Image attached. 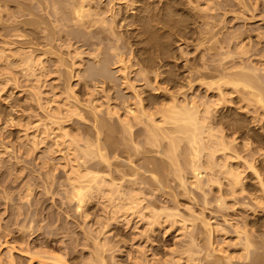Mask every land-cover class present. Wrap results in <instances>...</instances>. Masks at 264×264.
<instances>
[{
	"label": "rangeland",
	"instance_id": "rangeland-1",
	"mask_svg": "<svg viewBox=\"0 0 264 264\" xmlns=\"http://www.w3.org/2000/svg\"><path fill=\"white\" fill-rule=\"evenodd\" d=\"M18 1L27 2V0H12L9 6L1 7L2 9H4L3 13L2 9L0 8V12L2 13V17L0 16L2 20L0 19V22H4L3 20L6 21V24H3L4 26H2V24L0 23V48L6 45V41H13L14 44L12 46L15 48H22L20 49L22 52L37 49V51L34 52V56H41L39 57L40 61L34 62L35 69L33 68V70L36 71H34V75H32V77L30 76L31 78L26 77L28 74L27 71H24L25 66H23L24 64L21 61L23 55L21 56V58L17 56L13 57L12 54H14L15 51L7 50L5 52V59L0 58V139L4 142L3 146L0 147V264L10 263L8 261V258L10 256L8 249H10L11 247H16V250H12L11 248V250L13 251V257L15 258L14 264H39L40 262L37 260V258L32 259V254L36 251L41 250L49 251L51 253L53 252L54 254L60 255L63 261H67L68 264H85V260H87L88 258H90V260L94 258L96 259L97 257L95 256H100L101 253V255H103L104 258L107 259L105 260L107 264H174L178 261L181 264H192L191 260L193 256H195V264H226V261V263L223 262L225 260V255H233L232 264H248L250 262V259H247V261L245 260V252L243 251V253L242 251H236L234 246L227 247L228 252H221L217 249L216 251H214L215 254L213 250L212 253L210 251L211 248H209L207 244V235L205 234V231H200V227L201 229L203 228L202 224H200V218L203 217V215L201 214L203 212L206 219L209 220L211 224L219 223V225L221 226L223 225L221 224V221H223L224 215H226V218L228 216V218L232 219L233 221L237 219H240L242 221L244 219H247L248 221H252L253 223H255L256 226L254 224V226H252L254 227V229H258L255 230L253 234L254 239L258 242L257 245H261L260 243H264V210L260 208H256L254 210V208L252 209V206L249 205H252L253 203V201L249 198L252 196V194L263 195V192L260 191L261 185H259V182L255 178V174L251 171V169L248 168V166H246V164L248 163H255L260 172L263 173L262 176L264 177V108L261 109L262 107L260 105H257L254 102L252 103L248 99L247 101H244V94L242 93L241 94L243 96L239 93H234V96H232L231 99L223 102L222 104L218 103V97H216L217 95H215L216 93L218 94V91L215 92L217 89L207 92L206 88H202L201 86L199 87L196 85L197 89L194 90V87L189 88L188 85H186L187 82L184 78L185 76H187V67L189 69L190 64L191 66H201L200 68L198 67L200 70H204V66H206V71H213L212 75L204 81H209L216 88L218 87V82L220 81L219 77H222L221 70H223V68L227 69L228 67H230L228 69H231L230 71H232L236 69L234 67H239L238 70L243 68V70H246V72L248 71L247 73L255 68L256 70L259 69V72L257 71L259 73L258 75H264V73H262L264 71V0H140V2L134 4L131 7H128L124 4H115L116 8L121 9V15L126 16V26L120 27L116 22L112 23L109 20L106 21V24H103L105 26V29L104 27H101L100 31L98 28H100L99 26L101 25L97 24V26L95 27H97L98 30L93 28L85 32L77 31V27H72V25H65V20L60 18L62 15V9L65 6L62 0H59L60 3L57 4L56 7L59 12H57V17H59V21L58 19H56L57 22L55 21V18H53L54 16L49 14V16L51 17H48L47 14L49 12L47 11L48 13H46L43 7H40V5L42 6V4H38L37 2H35V4H37L39 7L34 6L32 8V12L34 13V15L33 13H30L31 15L28 14L29 11L27 12V14L25 12H22L23 14H20L21 12L17 13L16 10H18ZM93 1L95 3L100 2L103 6H106V3L108 2V0ZM48 3L50 2L48 1ZM149 6L152 10H155L156 15L150 14L151 10L148 8ZM36 7H38L39 9H37ZM164 7H166L167 10L170 11H168L170 13V17L168 12L166 11V8L165 10L163 9ZM40 8L44 10L43 13H39L41 11ZM148 10H150V13L148 12ZM162 10L166 11L167 13L163 12ZM142 11H146V13ZM161 11L162 13L160 14ZM9 13H16L13 16H18L15 17V19L11 16L12 20L14 19L13 21L20 22V20H29L31 18V20L35 21L37 25L35 24L33 28V25H26L25 27V24H23L24 26L22 24L21 26H19V23L16 22L18 24L16 25L13 22L16 28H12L16 31L20 30V32L22 33L19 32V34H23L24 36L23 39L21 38L17 40V37H15V39L14 37H11L12 34H10L13 30L10 27L13 26V24H8L10 21H12L10 15L8 16ZM163 13H166V15L168 16ZM41 14L42 16H40ZM59 14L61 15L59 16ZM142 15H146V19L145 17L141 19L143 17ZM149 15L152 16L150 17ZM45 16L47 20L45 19ZM154 16H156L155 19ZM8 18H10V20H7ZM148 19L152 20L148 21ZM137 20L140 23L141 20L142 22L144 21L145 26L146 21H148L147 23L149 24V26L147 25L143 28L144 24L142 25L140 23H136ZM45 21L47 22V24ZM178 21H182V24L177 23V25L176 22ZM51 24H53L54 27ZM56 24H58V26ZM63 25H65L66 28ZM36 26H40V29ZM7 27L11 30L7 29ZM59 27L61 28V30ZM50 28L51 33L54 32V35L50 34ZM72 28H74L75 30ZM5 29H7V32ZM55 30L57 32H55ZM94 30L100 32L98 34H94ZM58 31H61V33H59ZM65 31L66 33L70 32L69 35H73H70L71 41L70 39H67L69 38L68 35L67 37H65ZM110 31H113V33H111ZM8 32H10L9 35H7ZM58 33L60 34L61 38L59 37ZM114 33L116 34L114 35ZM48 35H56L55 37L58 38L57 41L54 42L55 48L49 45ZM117 35L120 36V39L116 37ZM97 37L98 39L100 37L109 39V41L107 39L105 40L104 47L101 46L102 48H104V51H102L103 53L102 55H100V59L95 58V56L93 57V55L95 54H92L88 49V46H86V42L97 40ZM114 37L118 38L119 41L117 42V39L115 38V40ZM111 39L113 43L111 42ZM41 43L44 44L42 45ZM57 44L58 46H60L58 47ZM62 44L65 45L63 46ZM67 44H69L70 47H68ZM112 44L114 45V47H117V51H115V48L113 49L110 47L112 46ZM116 44L119 46V49ZM56 47L58 48V50ZM38 48L40 50H38ZM44 48H46V52ZM51 48L54 49H52L53 52L56 51L55 55L53 52H51L52 54L47 53V51L49 50L52 51ZM77 51H84V53H81V55L79 54V56L77 54ZM113 51L117 52L116 54H118V51H122L125 54L123 57L129 60H126L127 65L133 66H131L132 68H130L129 66V69H127V72H129V77L132 78V83L136 86V90L140 93L144 92L141 96L145 98L144 102L146 104L149 103L148 101L151 102L149 103V105H152L155 102L157 103V105L156 103L152 105L153 107L151 106V109L154 108L155 110L156 106H158V108L160 106L163 107L166 105V103L169 105V103H171L170 93L180 92L179 89H183L180 87H183L184 85H186L185 87L187 88L183 89V91H187V94H185L184 92V95H181L183 93V91H181L182 93L179 95L180 102L183 103L182 100L186 96L190 99V101H192L191 97H196L199 102H208L207 104L211 107L210 109L212 111V126L217 132L218 130H223L226 135H228L229 139L237 138V144L234 140H232L234 141L232 149L233 151H239H236L237 154L244 157V159H241L243 161H240L238 159L236 162L240 167L238 169L240 170L239 173L242 172L240 177L243 179V186L246 189L245 193H243V196L242 194H240V198L238 196V205L237 203L235 204V201L233 203V200L230 198L231 196L225 197L226 199H228L227 201L229 202H227V205L231 209H221L222 207L218 205L221 202V197L219 193H216V190H218L217 187L219 186V183H226L227 180L224 178V176L219 177V181L220 179L222 180L219 183L216 182L217 185L214 183L213 186L208 185L203 178L204 180L200 184L201 188H198L196 187V185H193V172L191 171L192 169L190 168V166L183 160L184 158L180 156L179 162L181 161V167H177V169L175 168L176 166L174 164V161L171 162L172 160L168 158L166 153L169 150L167 148L168 141L166 142L165 139L162 140L163 138L161 139L160 137L162 141H159L160 139L158 138L159 140L157 139V142L152 143V141H148L147 138L146 140L149 143H152V145L147 144V141L144 140L146 137L144 135V133L146 134V130L144 131L143 129L145 128V125H148L151 121L147 122L148 124H133L135 126L134 129H131L133 134L131 133V131H129L131 135L130 133H127L128 131L126 127H124L120 122L121 114L123 117L125 114V109H123L124 106L122 107V105H124V102L126 100H128V104L131 102L130 105H132V103L135 105L136 102H139V99L137 96H134L136 93L135 90L122 89L123 87L121 86V84L123 81V77L122 74L118 72V65L113 62ZM43 52H45L47 55L45 53V55H43ZM58 53L62 54V60L59 58L60 56H58ZM123 53L119 54L123 55ZM228 54H230V56ZM58 58L61 62L58 61ZM104 59H106L107 61L106 65L108 67L106 66V69H109V73L114 75L112 77V81H114V83L118 82V88L121 87L120 89H118V91L121 90L120 92L116 90L119 94L116 93L115 90H113L115 93L111 91L112 96L110 95L109 97H107V99L106 97H104L107 96L105 92L100 93V88H94L95 86L100 87V84L96 82V80L98 81V79L100 78V76H98L97 74V63L99 62V60L103 61ZM14 62H17V64H15ZM202 65L204 68L202 67ZM141 69L143 71L146 69H148V71L159 69V71L162 70L166 74H172L173 76L177 75V77L180 78H174V80L177 79V81L172 82V84L169 86L166 83H160V86L166 87L167 85V88L170 89H166V91L161 90V92H156L155 89L150 87H153V85L157 84L153 83V85H146L143 88V82L142 80H140L142 76H140V78H138L139 76L135 77L137 76L135 75V73L137 74L138 72L139 74ZM66 70H72L71 74H73L74 76H72L71 78L70 72ZM252 72L250 74H252ZM12 76H16L15 81L12 80ZM178 79L181 81H179ZM190 80L192 81L191 84L193 85L198 84V82L200 81L196 73L192 75ZM176 82L177 84H183V86H179V84L177 86L175 84ZM86 84L88 88L85 86ZM220 84L222 85L223 83ZM69 85L74 88V95H77L78 100L80 98L81 102H84L81 99H86V101L84 102L86 103L87 100L91 98L94 99L95 103L97 104H105L102 105L103 108H100V115L102 117H105L106 119H108L107 116H109V119L107 121L113 131L111 133V139L113 141L112 143L116 142V144H114L113 146L111 145L112 143H107V152L104 150V153L107 154L110 159L111 166L101 161L99 154V158L98 155L92 156L86 154L83 149L84 145L82 144L85 143L84 139H82V142L76 144L77 146L79 144L83 149L82 151L79 150L82 152L81 155H79L80 152L78 153V151L76 150L78 148H72V150L74 149L77 151V154L75 153L76 151H73L76 154V156L74 155V157H77V155L80 156L79 158L77 157L78 161L79 159L81 160V162L86 161V164L88 163L92 165L91 169H93V171L95 170V172L101 173V175L106 174L110 175V177L113 176L112 178L117 177L116 179H114L116 180L114 181L116 187L113 188H117V185L122 183L121 187L117 188L118 191L121 190L120 195L122 194V198L120 197V199H122V202L120 199V202L119 200H116V202H111L109 197L111 196L110 192L112 190L108 193V190L104 188L107 190V193L104 190V193L102 191V193H100L99 190V192L95 190L97 193L93 192L94 195L91 196L92 199L90 198V200L86 202L81 209L77 210V208H75L76 204L74 205V203L69 200L68 195H65L66 192L67 194H69V191L66 188V172L67 169L71 170V166L68 168V164H65V161L63 163L65 164V166H67L65 168L66 172L63 170L64 164L62 165V162L60 161H62L63 159L61 158L63 157L61 155L64 154V151L61 153L60 150L57 149L61 154L56 153L57 151L55 153L51 152V154L50 152L48 153V151L50 150H48L47 141L44 142V139L42 140L41 138L42 134H39L40 131L37 128L36 130L39 132L35 131L34 128L36 126L33 127L38 119H42V117L45 115V112L49 113L51 111L50 106L53 107L55 105L54 107H57L62 105V116L67 114V110L63 106V103L68 101H71V103L74 102L72 97L73 94L71 96L72 99L69 96L71 92L69 90ZM173 85H175L176 87H174ZM37 89L38 91H42V101L47 102L50 100V102L53 103L45 105L46 102H43L44 108L46 109H42V111L38 106V103H36L37 101L35 99V93L33 95V92L37 91ZM95 89H100V91H95ZM104 93L106 95H104ZM122 96L124 97V99H127L122 101ZM66 97L69 98L66 99ZM109 98L111 99L110 101L108 100ZM189 99L186 98V101H184L188 103L187 101H189ZM105 100L107 101L104 102ZM190 101L189 103L192 104V102ZM58 103L61 104L58 105ZM204 105L205 104L201 105V107H203ZM115 106H117V109ZM107 107H110V109H114L116 111L113 112L115 115L113 113L111 114L112 116L107 115V111L109 109ZM105 108L107 110L106 112L104 111ZM87 110L88 109L85 110L83 107L81 116H70V119L68 118L69 114L66 115L69 119L65 122V124L67 123L66 129L71 132H69L71 134V137L74 134L72 138L73 140H75L74 138H78L80 136L81 138L86 137V139L88 137L91 141L95 140V133L97 132H95L94 134L93 132L96 131L97 128H95L96 126L94 125L95 122L93 121L92 115L90 114L89 116V112L87 114ZM157 116L158 115H156L155 118ZM159 116L156 119L159 120ZM10 117L13 118L12 121H8V118ZM81 117L84 118L82 119ZM122 129H125L124 131H126V134H123ZM23 132H27L26 134H29V139L25 138L26 136ZM31 134H35V141L32 137L33 135L31 136ZM148 134L149 133L147 132V137ZM23 135L25 137H23ZM102 135L104 137L105 133H102ZM125 135H130V139L133 137L131 141H133L134 145L131 144L132 142L130 141V139L125 137ZM51 137L53 141L54 135H52ZM69 138L70 136L68 137V139ZM37 140L40 142L37 143ZM49 141H51V139H49ZM242 142H244V145H242ZM154 144L155 146L153 147ZM182 144L183 146H181L180 151L184 152V150H186V152H188V148L186 146L187 140L184 139ZM50 145L51 143H49V149L51 148ZM136 145H139V148ZM184 145L186 146V149L184 148ZM134 146H136L135 149ZM61 147L62 146H60V148ZM69 151L71 150H68V153ZM73 152L69 153V155ZM128 152H130L131 154ZM84 153L85 156L82 155ZM94 155H96V153ZM83 158L84 160L82 161ZM225 159V156H223L222 159L219 158V161L222 162H219L220 164H218V166L221 165L220 168L225 163ZM48 161H50L49 164H51V162L53 163L51 165H48ZM148 161L152 163H149ZM245 161L251 162L245 163ZM42 162H47V164L45 163L44 165ZM59 164L62 166H60ZM88 164L85 165L84 163L83 167H90V165L88 166ZM46 165H48V167ZM52 165H54V168H57L53 169ZM106 165L108 166L106 167ZM155 165L157 170L155 169ZM218 166L217 168L220 169ZM178 168L180 172L184 171V175L180 172L179 175ZM48 169L51 171H49ZM153 169L155 171H153ZM135 170L137 171V173L135 172ZM52 171L55 172L53 173ZM174 171H176L178 174ZM48 173L51 177L52 175H54L51 178H54L55 184L51 182L53 188L49 186L51 185V183L47 182L50 178L48 180L47 178H45V176H49ZM123 174H125L126 177ZM120 175L123 176L124 180ZM184 176H186V178ZM134 177L139 183H136V181L134 182ZM180 177H183L186 180V185L184 186L182 184L184 187H182L181 185L180 179L182 178ZM112 178H110V180ZM128 179H130V181L127 183ZM117 182L118 184H116ZM54 185L55 187L57 186V189L54 187ZM58 185L63 186L61 187V191L59 190L60 188L58 187L60 186ZM131 185L135 186L132 187ZM46 187L51 188V191L49 189H46ZM62 188H64L65 190H63ZM123 195L127 198L123 197ZM205 197L207 198L204 199ZM114 198L112 199V201H115ZM116 198H118V196H116ZM217 200H219L220 202H218ZM126 201H128V203ZM205 202H207V205L204 204ZM124 203H127L126 205H129L125 206L123 205ZM218 207L220 210L218 209ZM151 210H155L161 214V219L158 221V223H156L157 221L154 222L155 224L152 223L153 214L151 213ZM177 211L181 214L180 219H182L183 217L186 219L184 223L186 224L185 228L183 227V223L174 222L170 219V217L167 218L168 213ZM191 211H194V214L200 216V218L198 219L199 221L196 218L194 219H196L197 222L196 220L193 221V217H189ZM188 218L189 220L192 218V222H190ZM223 226L228 228V236L225 234L228 237L226 241L228 243H231L233 241L231 239L232 237H234L233 235H235V233L233 232V228L228 225ZM16 236H21L22 239L19 242H14ZM226 236L223 235L221 237L220 235L217 239V242L215 243V246L219 242L220 245H218V248H220V246L222 245L224 246V243L221 241L222 238H225ZM192 240H194V242L196 243L195 247H193L195 243L192 244ZM191 244L193 248L191 247ZM98 245L101 248H99ZM20 246L24 247V249H21ZM197 247L201 251L203 250V253L201 251V253L199 252L200 254L196 252L197 250L195 248ZM27 248H30L31 250H29L31 252L24 251L28 250ZM190 248L191 250L189 251ZM101 249H103L104 251H101ZM260 249V255H262L261 257H264V247ZM29 253H31V255ZM191 254L193 255L191 256ZM252 254L253 253H251L249 256L253 257L254 254ZM92 256L93 258H91ZM188 258H191V260L188 261ZM209 260H211L212 262H208ZM261 262L262 263L260 264H264V258H262Z\"/></svg>",
	"mask_w": 264,
	"mask_h": 264
},
{
	"label": "bare ground",
	"instance_id": "bare-ground-1",
	"mask_svg": "<svg viewBox=\"0 0 264 264\" xmlns=\"http://www.w3.org/2000/svg\"><path fill=\"white\" fill-rule=\"evenodd\" d=\"M11 1L12 0H0V8L2 7V6H4V7H7V6H9V4L11 3ZM17 1V0H16ZM48 1L50 2V3H48ZM63 2H64V4H65V6L63 7V9H62V15L61 14H59V16L61 15V17L60 18H62V19H64L65 20V25L66 26H69V25H72V27H77L76 29H77V31H87V30H89V29H93V28H95V29H97V27H95V26H97V24L99 25H101V26H99L100 28H98L99 30L101 29V27H104V29H105V26L103 25V24H106V21H111L112 23L114 22H116L117 24H118V26H120V27H124V26H126L127 25V23H125L126 22V16H124V15H121V9L120 8H116L115 6L117 5V4H124V5H126V6H133L134 4H137L138 2H140V0H108V2L106 3V6H103V5H101V3L100 2H94L93 0H62ZM104 1V0H103ZM19 2V1H18ZM17 2V7H18V10H16L17 11V13L18 12H21L20 14H23L24 12L27 14V12H28V14H30V13H33L32 12V8L34 7V6H38L37 4H35V2H37L38 4H42V6L40 5V7L42 8L43 7V9L46 11V13H48L47 15H48V17H51V16H49V14L50 15H52V16H54L53 18H55V21H56V19H58L59 17H57V15H58V10H57V4H59L60 2H59V0H27V2L25 1V2H19L18 3ZM116 4V5H115ZM121 6V5H120ZM39 7V6H38ZM38 7H36L37 9H39ZM40 8V12L39 13H43V11L44 10H42ZM49 8H50V10H49ZM150 10H148V12L150 13V14H155L156 15V12H155V10H152L151 9V7L149 6L148 7ZM159 8V7H158ZM160 8H162V7H160ZM165 8L166 7H164L163 9L165 10ZM169 8V7H168ZM2 9V8H1ZM1 9H0V11H1ZM16 9V8H15ZM35 9V8H34ZM36 9V10H37ZM145 9H147V8H145ZM4 9H2V13L4 12L3 11ZM161 10V9H160ZM164 10H162L163 12H168L169 10H167V8H166V11H164ZM9 11V10H8ZM48 11V12H47ZM162 11L160 12V14L162 13ZM10 12V11H9ZM14 12H15V10H14ZM23 12V13H22ZM35 12V11H34ZM58 12V13H57ZM140 12H141V10H140ZM142 12H145L146 13V11H142ZM166 12V13H167ZM170 12V11H169ZM168 12V14H169V17H170V13ZM1 12H0V16H1V14H2ZM46 13H45V15H46ZM166 13H163V14H165L166 15ZM16 13H9L8 14V16L10 15V17L12 16L14 19H15V17H18V16H13V15H15ZM26 14H24V15H26ZM37 14V13H36ZM162 14V15H163ZM18 15V14H17ZM31 15V14H30ZM33 15H34V13H33ZM7 16V15H6ZM40 16H42V14L40 15ZM143 16V15H142ZM146 16V15H145ZM145 16H143L141 19H143ZM150 17L152 16V15H149ZM166 16H168V15H166ZM2 17V16H1ZM0 17V19L2 20V18ZM12 17H11V20H12ZM29 17V16H28ZM155 17L156 16H154V19H155ZM40 18V17H39ZM147 18H148V14H147ZM153 18V17H152ZM6 19V18H5ZM13 19V20H14ZM45 19H46V16H45ZM145 19H146V17H145ZM144 19V20H145ZM153 19V20H154ZM7 20H10V18H8ZM10 21L8 24L10 25V23H12L13 24V26H9L11 29H13L12 27H14V29L16 28L15 27V25H14V23L16 24V25H18L17 23H19V26H21V24L23 25V24H25V27H26V25L28 26V25H33V28H34V25L36 24V22L35 21H33V20H31V18L28 20H23V21H21L20 20V22H23V23H20V22H17V21ZM19 20V19H18ZM47 20V19H46ZM50 20V19H49ZM149 20H152V19H148V21ZM4 22H0L1 24H2V26H4L3 24H6V21L5 20H3ZM39 21H40V19H39ZM44 21V20H43ZM54 21V22H55ZM58 21H59V19H58ZM140 21V20H139ZM148 21H146V26L148 25L149 26V24L147 23ZM183 21V20H182ZM182 21H178V22H176V24L178 23H181L182 24ZM8 22V21H7ZM14 22V23H13ZM17 22V23H16ZM46 22V21H45ZM45 22H43V23H45ZM50 22V21H49ZM57 22V21H56ZM61 22V21H60ZM63 22V21H62ZM163 22V21H162ZM52 23V22H51ZM136 23H140V22H138V20H137V22ZM46 24H47V22H46ZM63 24V23H62ZM140 24H144V21L142 22V20H141V23ZM139 24V25H140ZM176 24H175V26H176ZM177 24V25H178ZM37 25V24H36ZM50 25V24H49ZM52 26H53V24H51ZM57 26H58V24H56ZM65 25H63V26H65ZM141 25V26H142ZM5 26H7V25H5ZM19 26H17V27H19ZM24 26V25H23ZM51 26V27H52ZM57 26H56V28H57ZM66 26H65V28H66ZM111 26H112V24H111ZM145 26V24H144V26H143V28L144 27H146ZM36 27H38L39 29H40V26H36ZM42 27V26H41ZM47 27V26H46ZM54 27V26H53ZM52 27V28H53ZM71 27V26H70ZM178 27V26H177ZM10 28H8L7 27V29H9V30H11ZM19 28H21V27H19ZM18 28V29H19ZM22 28H24V27H22ZM60 28V27H59ZM64 28V27H63ZM68 28V27H67ZM112 28V27H111ZM7 29H5L6 30V32H7ZM12 30L11 31V33L10 32H8V34L7 35H9V33L10 34H12V36L11 37H17V40L18 39H23L24 38V36H23V34H19V32H20V30H18V31H16V30ZM54 29V28H53ZM72 29H74V28H72ZM97 29V30H98ZM115 29V28H114ZM147 29V28H146ZM24 30V29H23ZM22 30V31H23ZM44 30H46V29H44ZM50 31V34L51 35H54L53 33H51V28L49 29ZM60 30H61V28H60ZM66 30V29H65ZM71 30V29H70ZM75 30V29H74ZM97 30H94L95 32H93L94 34H98L100 31H97ZM110 30V29H109ZM14 31H16V32H14ZM68 31V30H67ZM12 32H14V33H12ZM18 32V33H17ZM55 32H57L56 30H55ZM59 32V31H58ZM111 32V31H110ZM20 33H22V32H20ZM59 33H61V31L59 32ZM58 33V34H59ZM69 33L70 32H68V33H66V31H65V37H67V35H68V37L69 38H67L68 40L70 39V41H71V36H73V35H69ZM76 33V32H75ZM92 33V34H93ZM111 33H113V31L111 32ZM46 34V33H45ZM116 33H114V35H115ZM27 36V35H26ZM49 36V35H48ZM47 36V37H48ZM56 36V35H55ZM55 36H49V37H51V38H49L48 37V39H46V40H48V43H49V45H51L52 47H54L55 48V45H54V42L55 41H57V37H55ZM95 36V35H94ZM46 37V38H47ZM59 37H60V34H59ZM116 37H118L119 39H120V36H116ZM116 37H114V39L116 38ZM39 38V37H38ZM38 38H37V40H38ZM43 38H45V37H43ZM61 38V37H60ZM118 38H116L117 39V42L119 41L118 40ZM122 38V37H121ZM16 39V38H15ZM40 39V38H39ZM66 39V38H65ZM95 39H96V37H95ZM108 40L109 41V39L108 38H105V37H100L99 39H98V37H97V40H91V41H89V42H86V46H88V49L91 51V53L92 54H95V55H93V57L95 56V58H99L100 59V55H102V51H104L103 49L104 48H102V47H104L105 45V40ZM115 39V40H116ZM81 40V39H80ZM79 40V41H80ZM42 41H44V40H42ZM88 41V40H87ZM114 41V40H113ZM198 41V40H197ZM111 42H112V39H111ZM200 42H202V41H200ZM203 42H204V40H203ZM40 43V42H39ZM39 43H37V44H39ZM57 43V42H56ZM58 43H59V41H58ZM66 43V42H65ZM81 43V42H80ZM113 43V42H112ZM115 43V42H114ZM240 43H242V42H240ZM5 46H3V47H1L0 48V58L2 59V58H4L5 59V52L7 51V50H9V51H15V53L14 54H12L13 55V57L15 56H17V57H20L21 58V56H22V58H21V61H22V63L24 64L23 66H25L24 67V71H27V74L29 75H27L26 77H32V75H34V71H36V70H33V68L35 69V67H34V62H38V61H40V59H39V57L41 56H38V57H36V56H34V52L35 51H37V49L35 50H28L27 52H22L20 49H22V48H18V47H13L12 45L14 44V42L13 41H6L5 42ZM35 44V43H34ZM42 44V43H41ZM44 44V43H43ZM42 44V45H43ZM103 44V45H102ZM109 44V43H108ZM201 44V43H200ZM54 45V46H53ZM63 45V44H62ZM61 45V46H62ZM65 45V44H64ZM63 45V46H64ZM111 45V44H110ZM109 45V46H110ZM117 45V44H116ZM229 45V44H228ZM238 45V44H237ZM45 46V45H44ZM48 46V45H47ZM57 46H58V44H57ZM60 46V45H59ZM58 46V47H59ZM67 46L68 47H70V45L69 44H67ZM73 46V45H72ZM71 46V47H72ZM100 46V47H99ZM102 46V47H101ZM113 46V47H112ZM112 46H110L111 48H115V51H117L116 50V46L114 47V45L112 44ZM118 46V45H117ZM236 46V45H235ZM40 47H42V46H40ZM81 47V46H80ZM107 47V46H106ZM50 48V47H49ZM57 48V47H56ZM61 48V47H60ZM111 48H110V51H111ZM241 48V47H240ZM46 48H44V50H45ZM53 48H51V50H52ZM112 49V50H113ZM118 49H119V46H118ZM38 50H40L39 48H38ZM44 50H42V51H44ZM54 50V49H53ZM53 50L52 51H47V53L49 54V53H51V52H53ZM57 50H58V48H57ZM61 50V49H60ZM59 50V51H60ZM76 51V50H75ZM45 52H46V50H45ZM45 52H43L42 54L43 55H45L46 53ZM56 51H54L53 53H54V55L56 54L55 53ZM45 53V54H44ZM81 53H84V51H82V52H78L77 51V54L79 55H81ZM90 53V52H89ZM113 53V57H114V59H113V62L115 63V64H117L116 66H117V69H118V72H120V74H122V77H123V81H122V84H121V86L123 87L122 89H131V90H135V95L134 96H137L138 97V99H139V102L137 103H135V105L132 103V105H130L131 104V102L128 104L127 103V101L128 100H126V99H124V97L123 96H125V95H123L122 96V101H124V100H126L125 102H124V105H122V107H123V109H125V111H124V117L122 116V114H121V119H120V122H121V124L124 126V127H126V129H127V133H130L129 131H131V133H132V130L131 129H134V125L133 124H135V125H138V124H148L147 122H150L148 125H145V128L143 129L145 132H146V134L144 133V135L146 136L145 137V139L144 140H146L147 138H148V141H152V143L154 142H157L159 139H160V137H161V139L162 140H164L165 139V141L167 142L168 141V143H167V148L169 149L166 153H167V156H168V158H170V160H172L171 162H173L174 161V164H175V168L177 169V167H181V165H180V162H179V160H180V156H182L184 159V161L186 162V164H188L189 166H190V168L192 169L191 171L193 172V178H194V181H193V185H196V187H198V188H201V183L203 182V180L208 184V185H212L213 186V184L215 183L216 184V182L217 183H219L222 179H220V181H219V177H223L224 176V178L227 180L226 181V183H219L218 185V187H217V189L218 190H216V193H219V195H220V197H221V202L219 201V200H217L218 202H220L218 205L220 206V207H222L221 209H223V208H228V209H231V208H229L228 207V203L227 202H229V201H227L228 199H226L225 197L226 196H231L230 198L233 200V203H234V201H235V204L237 203V205H238V201H237V198H238V196H239V198H240V194H242V196H243V193H245V187L243 186L244 184H243V179L240 177L241 176V173L242 172H240L239 173V171L240 170H238L240 167H239V165L236 163L237 162V160L239 159L240 161H243V160H241L242 158L244 159V157H242V155L240 156L239 154H237V152H239V151H233V144H234V141H235V143L237 142L236 140H238L237 138L235 139V138H233V139H229V137H228V135H226V133L222 130V131H220V130H218V132L214 129V127L212 126V118H211V107L207 104V103H204V102H199V100H197L196 99V97H191V100L192 101H190V99L186 96L182 101H183V103L182 102H180L179 100V95L182 93L181 91H183V89H185V88H187V87H185L186 85H188V87L189 88H193L194 90L195 89H197V87H196V85L197 86H201L202 88H206V90H207V92L208 91H213V90H215V89H217L215 92H217L218 91V94L216 93L215 95H217L216 97H218L217 99H218V103H223V102H226L227 100H229V99H231V97L232 96H234L233 94L234 93H239V94H244V96H243V99H244V101H247V99L248 100H250V102H254V103H256L257 105H260L261 107V109H263L264 108V75L262 74V75H258L259 73V69H253L252 71L254 72H252V71H249V73H247L246 72V70H243V68L242 67H240V68H242V69H240V70H238V68L237 67H234V68H236V69H234V70H232V71H230L228 68H230V67H228L227 69H225V68H223V70H221V75H222V77H219L220 78V81L218 82V87L216 88V87H214L213 86V84L212 83H210L209 81L208 82H205L204 80H206V79H208V77L209 76H211L212 75V72L211 71H206L207 69H206V66H204L203 67V65H202V67L204 68V70H200L199 68L201 67V66H199L198 65V67H197V65H192L191 66V64L189 65L190 67H189V69H188V67H187V71H188V73H187V76H185V80H186V85H184L183 86V84H179V86L180 85H182L183 87H180V88H183L182 90L181 89H179L180 90V92H172V93H170V99H171V103H169V105L166 103V105L165 106H163V107H159L158 108V106H156L155 107V110H154V108L153 109H151V106L152 105H154V104H152V105H149V103H151L150 101H148L149 103L148 104H146L145 102H144V99L145 98H143L141 95L144 93H140V92H138L137 90H136V86L132 83L133 81H132V78L131 77H129V72H127V69H129V66L127 65V61L126 60H128V59H125L123 56L125 55L122 51L121 52H119L118 51V54H116L117 52H112ZM112 53H110V54H112ZM115 53V54H114ZM119 53H123V55L121 54H119ZM10 54V53H9ZM52 54V53H51ZM76 54V55H77ZM38 55V54H37ZM42 55V56H43ZM47 55V54H46ZM79 55V56H80ZM229 56H230V54H228ZM233 55V54H232ZM9 56V55H8ZM8 56H7V59H8ZM58 56H60L59 58L62 60L63 59V57H61L62 56V54L61 53H58ZM229 56H227V57H229ZM11 57V56H10ZM111 57H112V55H111ZM39 60H38V59ZM58 58V59H59ZM6 59V60H7ZM60 59L58 60L59 62H61L60 61ZM95 60V59H94ZM20 61V62H21ZM96 61V60H95ZM129 61V60H128ZM67 62V61H66ZM66 62H64V63H66ZM97 62H98V60H97ZM103 62V63H102ZM225 62V61H224ZM15 63V62H14ZM22 63H21V65H22ZM96 63V62H95ZM113 63V64H114ZM221 63H223V62H221ZM15 64H17V62L15 63ZM35 64H37V63H35ZM62 64V63H61ZM99 64V65H98ZM107 64V61H106V59H104L103 61L102 60H99V62L97 63V74H98V76H100V78L98 79V81L96 80V82H98L99 84H100V87L98 86H95L94 88H100L101 89V92L100 93H102V92H105L106 94H107V96H104V97H106V99H107V97H109L110 95H111V91H113V90H115V92L116 93H118V92H120L121 90H119L118 91V89H120V88H118L119 86V84H117V83H114V81H112V77L114 76V75H112L111 73H109L110 71H109V69L107 70L106 69V65ZM234 64V63H233ZM64 65V64H63ZM151 65V64H150ZM232 65V64H231ZM20 66V65H19ZM23 66H21V67H23ZM36 66V65H35ZM67 66V65H66ZM132 66V65H131ZM130 66V68H132ZM141 66V65H140ZM21 67H19V68H21ZM108 67V66H107ZM142 67V66H141ZM71 68H73V67H71ZM145 68V67H144ZM218 68V67H217ZM216 68V69H217ZM233 68V67H232ZM93 69V68H92ZM91 69V70H92ZM111 69V68H110ZM152 69V68H151ZM212 70V69H211ZM219 70V69H218ZM23 71V72H24ZM66 71H69L70 72V76H71V78H72V76H74L73 74H71V71L72 70H66ZM186 71V72H187ZM216 71V70H215ZM214 71V72H215ZM258 71V72H257ZM92 72V71H91ZM95 72H96V69H95ZM137 72V71H136ZM252 72V74H254V75H252V74H250ZM257 72V73H256ZM93 73H94V71H93ZM92 73V74H93ZM174 73V72H173ZM184 73V72H183ZM197 74L198 75V78H199V82H201V83H199L198 81V84H195V85H193V84H191L192 83V81L190 80V78L192 77V75L193 74ZM262 73H264V71L262 72ZM176 74V73H175ZM215 74V73H214ZM220 74V73H219ZM26 75V74H25ZM88 75V74H87ZM135 75H137V76H135V77H138V78H140V76H142L141 77V79L140 80H142V86H143V88H144V86H146V85H150V84H152L153 85V83L154 84H157V85H153V87H150V88H153V89H155V91L156 92H161V90L163 91V90H165L166 91V89H170V88H167V85L169 86V85H171L172 84V82H174V81H177V79L176 80H174V78H180V77H177V75H172V74H166V73H164L162 70L161 71H159V69H156V70H151V71H148V69H146V70H142L141 69V71L139 72V74H138V72H137V74L135 73ZM185 75V74H184ZM69 76V75H68ZM67 76V77H68ZM69 76V77H70ZM94 76V75H93ZM98 76H97V78H98ZM183 76V75H182ZM218 76H220V75H218ZM217 76V77H218ZM30 77V78H31ZM84 77V76H83ZM15 78H16V76H12V80H14L15 81ZM11 79V78H10ZM137 79V78H136ZM183 79V78H182ZM179 80V79H178ZM179 81H181V80H179ZM86 83V82H85ZM97 83V84H98ZM160 83H166L167 85H166V87H163V86H160ZM193 83H194V81H193ZM220 83H223L222 85L220 84ZM113 84H115V85H113ZM159 84V85H158ZM174 84V83H173ZM177 86H178V84H177V82L175 83ZM86 87H87V84L85 85ZM165 86V85H164ZM174 87H176L175 85H173ZM85 87V88H86ZM214 87V88H213ZM88 88V87H87ZM177 88H179V87H177ZM100 89L98 90V91H100ZM69 90L71 91L70 92V94H69V96H70V98L72 99V97H73V100H74V102H72L71 103V101H68V100H66V99H68L67 97H66V99H64V100H66V101H68V102H64L63 104V106L65 107V109L67 110L66 111V113L67 114H69L68 115V118L70 117V116H81L82 114V109H83V107H84V109L86 110V109H88L87 110V114H88V112H89V116H90V114L92 115V118H93V121L95 122V128H97L96 129V131H94L93 132V134L95 133V132H97V133H95L96 134V137H95V140H93V141H91L88 137H87V139H86V137L85 138H81V136L80 137H76V138H74L75 140H73L72 138H73V135H72V137H71V132L70 131H68V129H66L67 128V126H66V124H65V122L66 121H68L69 119L67 118V114L66 115H64V116H62V114H63V111H62V105L61 106H57V107H51L50 106V108H51V111L49 112V111H47V112H49V113H46L45 112V115L42 117V119H38L36 122H35V124H34V122H33V124H34V126L33 127H35L34 129H35V131H37L36 130V128L40 131V133L39 134H42V140L44 141V142H46L47 141V143H48V150H50V151H48V153L50 152V154H51V152H53V153H55L56 151V153H58V154H61L63 151H64V154L63 155H61V156H63V157H61V158H63L62 159V161H60V162H62V165L64 164L63 162H65V164H68L67 166H68V168L71 166V170H69V169H67V172L65 171V168L67 167V166H65V164L63 165V170L66 172V179H67V184H66V188L68 189V191H69V194H67V192H66V194L65 195H68V198H69V200L70 201H72L73 203H74V205L76 204V207L75 208H77V210H79V209H81L84 205H85V203L86 202H88L89 200H90V198H91V196H93L94 194H93V192L94 193H97V192H99L100 191V193H104V191L107 193V190H108V193L110 192L111 193V196H110V194H109V199L111 200V202H116V200L118 201L119 199H120V197L122 198V194L120 195V191H118L117 190V188H119V187H121V185H122V183L121 184H119V185H117V188H113V187H116V185H115V182L114 181H116V180H114V179H116V178H112V177H110V175H104V174H102L101 175V173H98V172H95V170L93 171V169H91V166L92 165H90V164H88V166L90 165V167H83V164L85 163V165H87L86 164V161H84V162H81V160L79 159V161H78V158L80 157V156H78L77 155V157H74V155L76 156V154H77V151H78V153H79V155H81V151L84 149V152L86 153V154H88V155H92V156H97L98 154L100 155V159H101V161H103L104 163H106V164H108L109 166H111L110 164H111V162H110V159H109V157L107 156V154H105L104 153V150L106 151V149H107V146H106V144L108 143V144H110V143H112L113 141H112V139H111V133L113 132L112 131V129L110 128V126H109V124H108V119H109V116H107L108 117V119H106L105 117H102L101 115H100V108L102 107V105H105V104H103V103H100V104H97V103H95V100L94 99H89V100H87V102L86 103H84L85 101H86V99H81L82 101H84V102H81L80 101V98H79V100H78V98H77V95L75 96L74 94V88H72V86L71 85H69ZM96 89H95V91H97ZM118 92H117V91ZM190 90H192V89H190ZM68 91V90H67ZM66 91V92H67ZM110 91V92H109ZM174 91V90H173ZM178 91V90H177ZM42 91H38V89H37V91H34L33 92V95H34V93H35V99H36V103H38V106L41 108V111H42V109H46V108H44V103L46 102V101H42L43 100V98H42V93H41ZM114 92V91H113ZM112 92V93H113ZM114 92V93H115ZM184 92H185V94H187L186 92L187 91H183V93L181 94V95H184ZM97 93H99V92H97ZM96 93V94H97ZM104 93V95H106ZM109 93V94H108ZM13 94V93H12ZM72 94H73V96H72ZM119 94V93H118ZM101 95V94H100ZM66 96H67V94H66ZM72 96V97H71ZM112 96V95H111ZM90 97V96H89ZM103 97V98H104ZM127 97V96H126ZM112 98V97H111ZM121 98V97H120ZM136 98V97H135ZM150 98V97H149ZM153 98V97H152ZM186 98L187 99H189V101L190 102H192V104L191 103H189V101H187L188 103H186L185 101H186ZM193 98V99H192ZM198 98V97H197ZM70 99V100H71ZM246 99V100H245ZM72 100V101H73ZM75 100H76V102H75ZM109 101L111 100L110 98L108 99ZM185 100V101H184ZM63 101V100H62ZM107 100H105L104 102H106ZM231 101V100H230ZM44 102V103H43ZM152 102H154V101H152ZM185 102V103H184ZM49 103H52V102H50V100L49 101H47L46 103H45V105L46 104H49ZM215 103V102H214ZM53 104V103H52ZM59 104H61V103H58V105ZM107 104V103H106ZM122 104H123V102H122ZM203 104H205L203 107H201V105H203ZM51 105V104H50ZM108 105V104H107ZM149 105V106H148ZM156 105H157V103H156ZM162 105V104H161ZM256 105V106H257ZM109 106H111V105H109ZM119 106V105H118ZM148 106V107H147ZM217 106V105H216ZM46 107V106H45ZM116 107V109H117V106H115ZM114 107V108H115ZM153 107V106H152ZM49 108V107H48ZM53 108V109H52ZM103 108V107H102ZM107 108H109L108 109V111L106 110V108H105V112L107 111V115H110V116H112L111 114L113 113V112H116L114 109H110V107H107ZM111 108H113V107H111ZM244 108V107H243ZM245 108H246V106H245ZM248 108V107H247ZM114 110V111H113ZM152 110H154V111H152ZM118 112V111H117ZM109 113V114H108ZM263 113H264V110H263ZM85 114H86V112H85ZM114 114V113H113ZM119 114V113H118ZM115 115V114H114ZM156 115H160L159 117H160V119L158 120V119H156V118H158V116L155 118V116ZM30 116V115H29ZM85 117V116H84ZM83 117V118H84ZM119 117V116H118ZM117 117V118H118ZM119 117V118H120ZM31 118V117H30ZM78 118H80V117H78ZM82 118V117H81ZM82 118V119H83ZM91 118V119H92ZM113 118V117H112ZM86 119V118H85ZM13 120V118L12 117H10V118H8V121H12ZM7 121V120H6ZM6 121H5V123H6ZM119 121V120H118ZM222 122H224V121H222ZM4 123V124H5ZM111 123V122H110ZM221 123V122H220ZM32 124V125H33ZM5 126V125H4ZM142 126H144V125H142ZM146 126H147V129H146ZM33 129V128H32ZM123 130V134H126V131H124L125 129H122ZM214 130V131H213ZM27 131V130H26ZM34 131V132H35ZM39 131H37V132H39ZM105 131V132H104ZM216 131V132H215ZM220 131V132H219ZM70 132V133H69ZM147 132L149 133L148 134V137H147ZM24 133V132H23ZM27 132H25L24 134H25V136L23 135V137H25V138H28L29 139V134H26ZM29 133V132H28ZM30 133H33V132H30ZM88 133V132H87ZM90 133V132H89ZM102 133H105V136L103 137V135H102ZM131 133H130V135H131ZM133 134V133H132ZM33 135V136H32ZM37 135V134H36ZM52 135H54V138H53V141H52ZM128 135V134H127ZM129 135V136H130ZM31 136L33 137V139H34V141H35V138H34V136H35V134H31ZM70 136V138L72 139H68V137ZM78 136V135H77ZM85 136H87V135H85ZM89 136V135H88ZM102 136V137H101ZM129 136H126L125 135V137H127L128 139H130L129 138ZM233 136V135H232ZM231 136V137H232ZM49 137H51V138H49ZM90 137V136H89ZM132 137V136H131ZM51 139V141H49V139ZM81 138V139H80ZM113 138V137H112ZM133 138V137H132ZM132 138L130 139V141L132 140ZM159 138V139H158ZM30 139H32V138H30ZM67 139H68V141H67ZM82 139H84V141H85V143H82L83 145H84V148L82 149L81 148V146L78 144V146L76 145L77 143H80V142H82ZM140 139V138H139ZM158 139V140H157ZM159 140V141H162V140ZM184 139H186L187 140V148H188V152H186V150H184V152H182V151H180L181 150V146H183V144H182V142L184 141ZM39 140V139H38ZM37 140V143L38 142H40V141H38ZM232 140H234V141H232ZM28 141V140H27ZM76 141V142H75ZM138 141V140H137ZM147 141V140H146ZM147 141V144H151L152 145V143H149ZM33 142V141H32ZM102 142H104V143H102ZM128 142V141H127ZM132 143L131 144H133L134 145V143H133V141H131ZM3 141L0 139V147L1 146H3ZM37 143H36V145H37ZM46 143V144H47ZM49 143H51V148L49 149ZM69 143H70V145H69ZM73 143V144H72ZM75 143V144H74ZM144 143V142H143ZM160 143H163V142H160ZM244 142H242V145H244L243 144ZM72 144V145H71ZM105 144V145H104ZM114 144H116V142H114V143H112L111 145L113 146ZM138 144V143H137ZM158 144V143H157ZM237 144V143H236ZM5 145V144H4ZM82 145V146H83ZM159 145V144H158ZM161 145V144H160ZM166 145V144H165ZM53 146H54V148H53ZM56 146H57V148H56ZM60 146H62L61 148H60ZM128 146V145H127ZM136 146H138V148H139V145H136ZM136 146H134V149L136 148ZM145 146V145H144ZM155 146V144L153 145V147ZM186 146L184 145V148L186 149ZM236 146V145H235ZM6 148H7V146H6ZM53 148V149H52ZM72 148H74V149H76V148H78V149H76V150H72ZM157 148H158V146H157ZM183 148V149H184ZM53 151H52V150ZM57 149H59L60 150V152L61 153H59L58 151L59 150H57ZM166 149V148H165ZM182 149V150H183ZM68 150H71V151H69V153H71V152H73V151H76L75 153L73 152L72 154H70L69 155V153H68ZM79 150H81V151H79ZM139 150V149H138ZM158 150H159V148H158ZM29 151V150H28ZM120 151V150H119ZM136 151V150H135ZM163 151V150H162ZM107 152V151H106ZM132 152V151H131ZM165 152V151H164ZM2 153H3V151H2ZM85 153L84 154H82L83 156H85ZM96 153V155H94ZM128 153H130V152H128ZM136 153V152H135ZM131 154V153H130ZM129 154V155H130ZM134 154V153H133ZM138 154H139V151H138ZM169 154V155H168ZM52 155H54V154H52ZM99 155H98V158H99ZM137 155V154H136ZM56 156V155H55ZM58 156V155H57ZM163 156H164V154H163ZM223 156H225V160H223V161H225V163L222 165V169L220 168V166L221 165H219L218 166V164H220V163H222V162H220L219 161V158H223ZM59 157V158H60ZM130 157V156H129ZM165 157H166V154H165ZM165 157H164V160H165ZM167 159V158H166ZM260 159V158H259ZM51 160V159H50ZM84 160V158L82 159V161ZM233 160H235V161H233ZM43 161H45V160H43ZM47 161V160H46ZM54 161V160H53ZM130 161V160H129ZM169 161V160H168ZM59 162V161H58ZM81 162V163H80ZM149 162V161H148ZM154 162V161H153ZM220 162V163H219ZM239 162V161H238ZM248 162H251V161H248ZM248 162H246L245 161V163H248ZM44 165H45V163L47 164V162H42ZM50 163V161H48V165H51L53 162H51V164H49ZM80 163V164H79ZM83 163V164H82ZM149 163H152V162H149ZM146 164H148V163H146ZM241 164V163H240ZM42 165V164H41ZM48 165H46L47 167H48ZM60 165V164H59ZM62 165H60V166H62ZM84 165V166H85ZM94 165H98V164H94ZM94 165H93V167H94ZM108 165H106V167L108 166ZM170 165V164H169ZM54 165H52V167H53ZM59 166V167H60ZM146 166V165H145ZM151 166V165H150ZM150 166H148V167H150ZM164 166V165H163ZM172 166V165H171ZM217 166L220 168V169H218L217 168ZM246 166H248V168L249 169H251V171L255 174V178L257 179V181L259 182V185H261L260 187H261V189H260V191L261 192H263V195H260V194H256V195H254V194H252V196L251 197H249L252 201H253V203H252V205L251 204H249L250 206H252V209L254 208V210L256 209V208H260V209H263L264 210V177L262 176L263 175V173H261L260 172V170H259V168L255 165V163L253 164L252 162L251 163H248V164H246ZM50 168V167H49ZM57 167H53V169H56ZM110 168V167H109ZM151 168H153V167H151ZM164 168V167H163ZM168 168V167H167ZM173 168V167H172ZM179 168H178V173L180 172L179 171ZM204 168V169H203ZM47 169V168H46ZM52 169V168H51ZM52 169V170H53ZM135 169V168H134ZM148 169V168H147ZM150 169V168H149ZM155 169L157 170V168H156V165H155ZM160 169V168H159ZM174 169V168H173ZM172 169V170H173ZM182 169V168H181ZM261 169V168H260ZM49 170V169H48ZM62 170V171H63ZM151 170V169H150ZM165 170V169H164ZM171 170V169H170ZM169 170V171H170ZM204 170V171H203ZM49 171H51V170H49ZM56 171V170H55ZM55 171H52L53 173L55 172ZM97 171V170H96ZM153 171H155L154 169H153ZM135 172L137 173V171L135 170ZM134 172V173H135ZM174 172H176V171H174ZM184 172V171H183ZM183 172H180V173H183ZM47 173V172H46ZM51 173V172H50ZM104 173V172H103ZM107 173V172H106ZM135 173V174H136ZM161 173H162V171H161ZM160 173V174H161ZM172 173V172H171ZM177 173V172H176ZM177 173V174H178ZM180 173H179V175H180ZM222 173V174H221ZM49 174V173H48ZM52 174V173H51ZM109 174V173H108ZM135 174H134V176H135ZM153 174V173H152ZM155 174V173H154ZM220 174H221V176H220ZM123 175H125V174H123ZM156 175H158V174H156ZM174 175H175V173H174ZM178 175V176H179ZM183 175H184V173H183ZM54 175H52V177H53ZM121 177H122V179H123V176L122 175H120ZM138 176V175H137ZM177 176V177H178ZM51 176H50V174H49V176H45V178H47V180L50 178H52ZM125 177H126V175H125ZM160 177V176H159ZM185 178H186V176H184ZM217 177V178H216ZM110 178H112L111 180H110ZM135 178V177H134ZM155 178H156V176H155ZM180 178H182V179H180L179 181L181 182V185L183 184L184 186L186 185L185 184V179L183 178V177H180ZM204 178V179H203ZM49 179V181H47L48 183L50 182H53L54 183V178L53 179H51L50 180ZM120 179V178H119ZM122 179H121V181H122ZM127 179V178H126ZM131 179V178H130ZM130 179H128V181H127V183L130 181ZM140 179V178H139ZM154 179V178H153ZM162 179V178H161ZM53 180V181H52ZM124 180V179H123ZM132 180V179H131ZM136 181V183H139L137 180H136V178H135V180H134V182ZM156 181V180H155ZM57 182V181H56ZM59 182V181H58ZM141 182V181H140ZM59 183H61V182H59ZM58 183V184H59ZM124 183V182H123ZM130 183H132V182H130ZM55 184V183H54ZM62 184V183H61ZM116 184H118V182L116 183ZM125 184V183H124ZM132 184H134V183H132ZM162 184V183H161ZM180 184V183H179ZM203 184H205V183H203ZM63 185H64V183H63ZM160 185V184H159ZM182 185V187H184ZM207 185V186H208ZM217 185V184H216ZM45 186H46V184H45ZM49 186H51L52 187V183H51V185H49ZM58 186H60V185H58ZM124 186V185H123ZM132 187L133 186H135V185H131ZM136 186H138V185H136ZM54 187H55V185H54ZM57 187V186H56ZM55 187V188H56ZM61 187H63L62 185L60 186V187H58V188H60L59 190L61 191ZM179 187H180V185H179ZM53 188V187H52ZM55 188H54V190H55ZM65 188V187H64ZM64 188H62L63 190H65ZM104 188H106V189H104ZM46 189H49L50 191H51V188H48V187H46ZM57 189V188H56ZM114 189H116V190H114ZM121 189V188H120ZM48 190V191H49ZM53 190V189H52ZM59 190H58V192H59ZM63 190H62V192H63ZM97 192H96V191ZM99 190V191H98ZM104 190V191H103ZM199 190V189H198ZM201 190H203V189H201ZM213 190V189H212ZM102 191V192H101ZM114 191H115V193H114ZM64 192V193H65ZM118 192H119V195H118ZM105 193V194H106ZM116 196H118V198H116ZM241 196V197H242ZM95 197V196H94ZM115 197V198H114ZM123 197H125L124 195H123ZM224 197V198H223ZM67 198V197H66ZM114 198V200L115 201H112V199ZM125 198H127V197H125ZM207 197H205L204 199H206ZM92 199V198H91ZM129 199V198H128ZM121 200V202H122V199H120ZM120 200H119V202H120ZM125 200H127V199H125ZM238 200H240V199H238ZM250 200V201H251ZM68 201V200H67ZM124 201V200H123ZM206 201V200H205ZM251 201V202H252ZM69 202V201H68ZM67 202V203H68ZM118 202V203H119ZM127 203H128V201H126ZM133 202V201H132ZM131 202V203H132ZM117 203V204H118ZM126 203V204H127ZM125 203L123 204V205H125V206H128V205H126ZM205 205H207V202H205L204 203ZM234 204V205H235ZM122 205V204H121ZM122 205V206H123ZM233 205V206H234ZM232 206V205H231ZM251 208V207H250ZM218 209H219V207H218ZM233 209V208H232ZM220 210V209H219ZM225 210H227V209H225ZM262 211V210H261ZM194 211H191V213L189 214L190 216L189 217H193V221L194 220H198L199 218H200V216L199 215H196V214H194L193 213ZM151 213L153 214L152 215V217H153V221H152V223L153 224H155L154 222H156V223H158V221L161 219V214L160 213H158L157 211H155V210H151ZM225 213V212H224ZM202 215H203V217L202 218H200L201 219V221H200V224H202V226H203V228L201 229V227H200V231H202V232H204L205 231V234L207 235V244H208V247L209 248H211V252H212V250H213V252L214 251H216L217 249L219 250V251H221V252H228L227 250H228V248L227 247H230V246H234L235 247V249H236V251H244L243 253L246 255V256H244V257H246V261H247V259H250V262L248 263V264H260V263H262L261 262V260H262V258H264V257H261L262 255H260V248H263L264 247V243H260L261 245H257V241L254 239V236H253V234H254V232H255V230H258V229H254V227H252V226H254L255 225V223H253L252 221H248L247 219H244L243 221L242 220H235V221H233L232 219H229L228 218V216H227V218L225 217L226 215H224V219H223V221H221V224H223V225H228V226H231L232 228H233V232L235 233V235H233L234 237H232V239L231 240H233L231 243H228L226 240H227V236H228V231H227V229L228 228H226L225 226H221V225H219V223L218 224H211V222L209 221V220H207L206 219V217H205V215H204V213L202 212L201 213ZM168 217L167 218H169L170 217V219L172 220V221H174V222H177V223H185V221H186V219L183 217L182 219H180V217H181V214L177 211V212H170V213H168V215H167ZM199 216V217H198ZM151 217V218H152ZM194 218H196V219H194ZM235 219V218H234ZM241 219H242V217H241ZM188 220H189V218H188ZM187 220V221H188ZM197 220H196V222H197ZM190 222H192V218L189 220ZM188 221V222H189ZM199 221V220H198ZM209 221V222H208ZM33 222V221H32ZM202 222V223H201ZM223 222V223H222ZM187 223V222H186ZM199 223V222H198ZM197 223V224H198ZM194 224H195V222H194ZM254 224V225H253ZM25 225V224H24ZM186 224H184V228L186 227L185 226ZM188 225V224H187ZM31 226V225H30ZM199 226H201V225H199ZM227 226V227H228ZM256 226V225H255ZM256 228V227H255ZM258 228V227H257ZM205 229V230H204ZM221 232V233H220ZM227 236H226V235ZM221 235V237L224 235V236H226L225 238L223 237L222 238V241L221 242H223L224 243V246L222 245V246H220V248H218V245H220V242L219 243H217V245L215 246V243L217 242V239H218V237ZM198 237V236H197ZM231 237V236H230ZM201 238V237H200ZM259 238V237H258ZM257 238V239H258ZM22 239V237L21 236H16V238L14 239V242H19L20 240ZM193 239V238H192ZM196 240V239H195ZM201 240V239H200ZM224 240V241H223ZM193 242H192V244L193 243H195L194 242V240H192ZM198 241V240H197ZM8 242V241H7ZM13 242V243H14ZM1 244V243H0ZM7 244V243H6ZM189 244V243H188ZM192 244H191V247H192ZM197 244H199V243H197ZM222 244V243H221ZM195 245H196V243L193 245V247H195ZM7 246V245H6ZM13 246V245H12ZM99 246V245H98ZM187 246V245H186ZM198 246V245H197ZM207 246V245H206ZM263 246V247H262ZM14 247V246H13ZM21 247V246H20ZM26 247H28V246H26ZM192 247V248H193ZM12 248V247H11ZM11 248L10 249H8L9 250V253H10V256H9V258H8V261L10 262L9 264H14L15 263V258L13 257V254H12V250L13 249H15L16 247H14V248H12V250H11ZM24 249V247H21V249ZM99 248H101L100 246H99ZM198 248V247H197ZM195 248L197 251L196 252H200L201 250L198 248ZM238 248V249H237ZM28 250H24V251H29V252H31L30 250V248H27ZM30 249V250H29ZM260 249V250H259ZM11 250V251H10ZM16 250V249H15ZM103 249H101V251H102ZM187 250H188V247H187ZM191 250V248L189 249V251ZM95 251V250H94ZM104 251V250H103ZM203 251V250H202ZM201 251V252H202ZM34 252V251H33ZM192 252V251H191ZM200 252V253H201ZM212 252V253H213ZM241 252V253H242ZM28 253V252H27ZM53 253V252H52ZM51 252H49V251H36V252H34L32 255V259L33 258H37V260L40 262L39 264H68L67 263V261H63V259H62V257L60 256V255H57V254H52ZM195 253V252H194ZM193 253V254H194ZM198 253H196V254H198ZM199 253V254H200ZM203 253V252H202ZM206 253V252H205ZM242 253V254H243ZM251 253H253L254 254V256L253 257H250L249 255L251 254ZM264 253V252H263ZM30 255H31V253H29ZM100 254V253H99ZM102 254V253H101ZM100 254V256H95V257H97L96 259L94 258V259H92V260H90V258H88L87 260H85L86 261V263H89V264H107V262H105V260H107V259H105L104 258V256L103 255H101ZM193 254H191V256L193 255ZM207 254V253H206ZM209 254V253H208ZM214 254H215V252H214ZM225 254H228V253H225ZM224 254V255H225ZM252 254V255H253ZM240 255V254H239ZM238 255V256H239ZM94 256V255H93ZM93 256L91 257V258H93ZM190 256V257H191ZM236 256V255H235ZM195 256H193V258H192V260H191V258L189 259L188 258V261L189 260H191V262H192V264H195V258H194ZM205 257V256H204ZM208 257V256H207ZM211 257V256H210ZM233 255H225V260L223 261V262H225L226 264H232L233 262ZM243 257V256H242ZM240 258V257H239ZM207 259V258H206ZM208 259H210V258H208ZM222 259V258H221ZM242 259V258H241ZM51 261V262H49V261ZM218 260H220V259H218ZM197 261V260H196ZM211 260H209L208 262H210ZM194 262V263H193ZM200 262V261H199ZM212 262V261H211ZM245 262V261H244ZM243 262V263H244ZM83 263H85V262H83ZM85 263V264H86ZM109 264V263H108ZM174 264H181L179 261L177 262V263H174ZM209 264V263H208Z\"/></svg>",
	"mask_w": 264,
	"mask_h": 264
}]
</instances>
